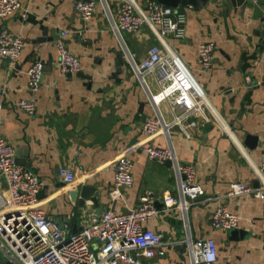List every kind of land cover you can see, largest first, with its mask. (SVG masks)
Here are the masks:
<instances>
[{
    "label": "crops",
    "instance_id": "obj_1",
    "mask_svg": "<svg viewBox=\"0 0 264 264\" xmlns=\"http://www.w3.org/2000/svg\"><path fill=\"white\" fill-rule=\"evenodd\" d=\"M18 1L25 17L16 13L0 19V33L19 35L24 43L17 64L0 60V135L14 149L17 164L39 176L42 186L37 199L47 217L65 232L76 234L107 210L125 214L136 209L139 197L150 192L159 214L144 227L162 233L170 244L163 258L142 264H189L180 246L186 227L193 239H213L223 264H264V201L251 195L224 198L232 183L254 187L257 170L264 165V24L259 22L264 17V0L258 7L245 0L234 10L226 7L228 0H207L200 9L177 8L186 15L185 38L168 42L202 85L229 131L200 122L185 131L173 127L168 136L153 138L141 133L142 123L154 112L129 63L130 57L142 62L157 43L148 28L118 37L99 0L88 22L74 12L80 0ZM106 2L114 14L116 0ZM62 33L65 46L80 61V72L90 81L59 74L56 47ZM43 36L46 42L38 43ZM205 43L216 47L208 70H203L198 57V48ZM120 57L123 65L116 73ZM37 61L43 73L36 113L29 117L17 105L30 96L25 73ZM247 77L252 79L250 86L245 84ZM150 91L156 92L151 83ZM160 110L169 121L166 105ZM248 135L257 139L252 150L244 144ZM151 143L171 146L179 164L195 169L201 192L188 203L187 221L177 210L164 211L162 198L176 195L177 183L171 167L147 159L142 149ZM122 153L134 164V183L121 190V198H114V165ZM61 168L74 173L73 184L64 185ZM86 185L99 193V214L89 201L80 205L68 196ZM0 190L4 192L1 179ZM219 205L237 215L236 239L232 231L211 228L210 217Z\"/></svg>",
    "mask_w": 264,
    "mask_h": 264
},
{
    "label": "built area",
    "instance_id": "obj_2",
    "mask_svg": "<svg viewBox=\"0 0 264 264\" xmlns=\"http://www.w3.org/2000/svg\"><path fill=\"white\" fill-rule=\"evenodd\" d=\"M107 10L106 16L114 34H133L143 27L156 38L146 58L136 63L130 57L131 72L139 79L153 108V116L141 125V133L148 138L168 136L173 127L185 131L198 123L212 122L225 129V122L209 102L202 85L192 74L168 39L185 38L186 15L177 9L153 1L139 3L136 0H116L113 14L106 0H99ZM258 7L263 0H249ZM97 1H77L74 12L83 22L94 16ZM20 14L22 5L18 0H0V19ZM65 33L57 41L56 68L63 77L77 75L81 70L79 59L67 49L63 42ZM24 43L19 35L3 31L0 33V60L12 66L17 64ZM215 45L205 43L198 48L199 63L203 70L212 66ZM43 65L37 61L26 70L29 98L18 103L19 111L29 117L36 113V95L40 88ZM146 77H150L146 81ZM150 83L156 87L154 94ZM250 86L252 79L245 78ZM165 104L170 114L167 121L160 110ZM192 120L191 122H188ZM221 120V122H220ZM150 161L160 165L169 162L177 183L176 195L162 198L164 211L177 210L185 219L189 201L201 192L196 181L195 169L191 165L179 164L171 146L158 147L148 144L142 149ZM134 164L126 153L120 154L114 165V198H121V190L133 186ZM59 176L65 186L73 184L74 173L68 168L59 169ZM0 179L4 192L0 190V254L6 264H142L143 261L160 259L166 255L167 243L164 235L144 227V223L156 218L159 212L154 208L153 197L146 192L139 197L136 209L125 214L110 210L88 221L80 232L69 234L60 230L47 217L38 204V193L42 182L31 168L16 162L15 152L0 135ZM258 187L242 183L229 185L224 198L233 199L251 195L264 201V165L256 173ZM236 214L219 205L210 217V226L219 232H231L238 228ZM189 264H223L218 258V247L213 239H193L186 227V236L180 243Z\"/></svg>",
    "mask_w": 264,
    "mask_h": 264
},
{
    "label": "water",
    "instance_id": "obj_3",
    "mask_svg": "<svg viewBox=\"0 0 264 264\" xmlns=\"http://www.w3.org/2000/svg\"><path fill=\"white\" fill-rule=\"evenodd\" d=\"M157 2L163 6H167L173 9H177L178 7H192L194 9H200L203 7L206 3L207 0H157ZM245 3V0H228V3L226 4L227 8H231L234 10V8L241 7L242 4ZM259 22L261 24H264V17H262ZM262 36H264V32L261 33ZM45 36H43V39H39L37 42L38 43H45L46 40L44 39ZM123 65L122 58H118L116 60V73H119V68ZM70 77V76H68ZM77 77L86 81H90V78L83 75L81 72L77 74ZM257 139L253 136H247L245 140V146L248 149H254L256 147ZM135 143V140L130 143V146ZM165 166L167 168L171 167V164L169 162L165 163ZM258 187V183L254 184V188ZM68 196L71 201H75L76 199L78 200V203L80 205H83L86 201H89L93 207L96 209V213L99 214L101 213L102 209L99 206V193L95 191L93 187L89 186H82L79 190H74L68 193ZM58 228L60 230H63L62 226H59L58 223H56ZM231 235H234V238L236 239V232L233 230L231 232ZM181 251V248L179 249ZM0 264H6L5 259L3 256L0 254Z\"/></svg>",
    "mask_w": 264,
    "mask_h": 264
},
{
    "label": "bare ground",
    "instance_id": "obj_4",
    "mask_svg": "<svg viewBox=\"0 0 264 264\" xmlns=\"http://www.w3.org/2000/svg\"><path fill=\"white\" fill-rule=\"evenodd\" d=\"M220 122H221V120H220ZM222 123V122H221ZM227 131H229V129L228 128H225ZM226 132V131H225ZM227 133V132H226ZM228 134V133H227Z\"/></svg>",
    "mask_w": 264,
    "mask_h": 264
},
{
    "label": "rangeland",
    "instance_id": "obj_5",
    "mask_svg": "<svg viewBox=\"0 0 264 264\" xmlns=\"http://www.w3.org/2000/svg\"><path fill=\"white\" fill-rule=\"evenodd\" d=\"M150 77H146V81H149Z\"/></svg>",
    "mask_w": 264,
    "mask_h": 264
}]
</instances>
